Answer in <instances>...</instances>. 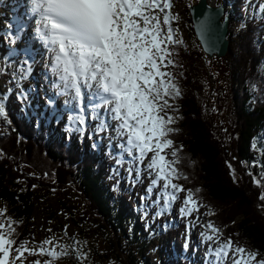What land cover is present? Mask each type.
Masks as SVG:
<instances>
[{
  "label": "trees",
  "instance_id": "1",
  "mask_svg": "<svg viewBox=\"0 0 264 264\" xmlns=\"http://www.w3.org/2000/svg\"><path fill=\"white\" fill-rule=\"evenodd\" d=\"M195 1L170 0L171 28L181 43L170 46L174 66L163 70L172 74L180 94L169 98L172 107L167 115L174 122L168 138L173 143L166 151L170 161L176 160V181L185 189L182 192L192 193L196 206H201L214 226L220 231L230 228L240 243L264 254L262 188L253 176L256 170L264 179V12L245 21L229 16V28L237 27L234 35L229 32L226 56L208 58L189 14ZM178 6L185 15V37L176 15ZM4 109L6 118L0 117V223L12 222L16 246L28 241V247L38 248L44 220L59 228L49 207L40 208L41 198L44 193L69 190L78 193L88 213L109 235L108 260L100 261L104 249L97 244L68 241L57 250L65 254L53 264L185 263L181 255L171 254L169 243L176 228L167 221L170 212L156 226L131 209L130 204H138L132 189L124 177L112 178L111 155L93 150L91 137L82 145L77 129L60 121L39 123L40 115L24 108L15 95ZM255 145L260 147L258 167L252 164ZM154 242L158 243L156 257L149 262L144 254L154 248ZM82 252L88 254L86 259ZM34 260L43 262L49 257L28 256L26 261Z\"/></svg>",
  "mask_w": 264,
  "mask_h": 264
},
{
  "label": "snow or ice",
  "instance_id": "2",
  "mask_svg": "<svg viewBox=\"0 0 264 264\" xmlns=\"http://www.w3.org/2000/svg\"><path fill=\"white\" fill-rule=\"evenodd\" d=\"M29 2L30 11L36 17V31L52 54L51 72L58 79L57 87L63 94H74L73 99L81 105L79 122L83 124L85 120L87 96L88 106L101 121L99 129L110 127L106 119L110 116L116 122L117 135L126 137L125 150L133 159L143 162L153 153L148 167L156 171L157 180L164 181L165 189H172L167 199L175 200L176 194L185 189L173 182L179 178L174 166L176 160L169 161L163 154L173 143L168 138L173 131L169 125L174 122L167 115V109L172 107L169 98L180 94L172 74L163 70L174 66L170 46L181 43L171 28L174 17L170 15V0ZM101 109L105 118H101ZM0 117L6 118L2 103ZM171 155L175 158L177 153L173 151ZM183 204V214L198 210L190 191ZM190 204L194 207H188ZM11 223H0V264L17 261L25 264L28 256L36 255L47 256L49 260H34L31 264H53L65 254L46 249L44 245L51 244L50 240L38 248L28 247V241L16 246ZM208 228L212 233L219 232L214 225L209 224ZM213 239V235H205L206 241ZM229 253H233V264H250L256 257V253L247 252L243 247L233 248L231 240L214 252L218 260L228 259Z\"/></svg>",
  "mask_w": 264,
  "mask_h": 264
},
{
  "label": "rangeland",
  "instance_id": "3",
  "mask_svg": "<svg viewBox=\"0 0 264 264\" xmlns=\"http://www.w3.org/2000/svg\"><path fill=\"white\" fill-rule=\"evenodd\" d=\"M185 3H189L191 0H184ZM212 3L215 2L223 4L224 0H210ZM230 1V0H226ZM237 3L229 7L228 11L231 17H242L243 20H248V13L252 10L258 8L259 5L264 6V0H236ZM246 8H242L243 6ZM178 10L176 11L177 18L180 20V29L182 31L183 37H185L184 31V13L181 6H178ZM7 10V8H6ZM1 23H6L4 20ZM237 24H233V27L229 28V32L231 35L235 34V28ZM31 30V29H30ZM31 34V33H30ZM2 38L8 44V40L5 38L4 34H2ZM264 45V41L262 42ZM22 46V45H20ZM43 50V49H42ZM49 50H43L42 55L38 57V62L35 57L29 60V55L24 51H17L12 56L9 57H0V102L5 104L11 95L12 91H20L21 97L29 98L32 102L41 103L42 106L48 107V112H51L52 115L56 114V117L62 118L69 126H76L77 122H79V116L74 117L71 111L65 113V109L62 105L70 102L69 99H73V96L67 95V97L62 98L58 102V108L60 111L57 112V108L53 106V101L47 97L48 94L57 95L59 87H56L51 81L47 82L46 75L49 74L47 69L48 59H49ZM18 56H22L23 59H18ZM24 58L26 61H24ZM11 59V60H9ZM40 59V60H39ZM28 62L36 64L30 66L29 70L26 69V65ZM47 63V64H46ZM45 69V70H44ZM50 77V76H49ZM51 89L54 92H51ZM49 116V113H48ZM84 123L82 124L81 131L77 136L81 139L82 142L85 143V139L87 135L84 136V128L89 125L90 127L97 128L91 134V137H97L98 146H101L102 149L113 150L116 156H120L127 161L129 158V162H137L138 167H140L139 172L142 175V184L137 186L136 183L133 186L134 190V198L136 197L139 207L142 204H146L145 213L148 214L149 219L159 222V217L155 218L156 215L161 216L165 211H171L170 219L168 222H173L174 226H176V232L173 236H171L170 243L171 246V254L181 255L186 257L187 261L184 264H233L232 256L233 253H229V258L224 259L221 257L219 260L215 256V249L221 244L226 243L228 240L232 241L233 248L239 246L243 247L247 250V252L256 253V257L254 260L250 261V264H258L259 261H264V254H262L259 249L252 250L248 248L245 244L240 243L237 240V237L230 228H224L222 232L212 233L208 228L210 224V219L207 217L205 211L193 210L190 215L183 214L181 212V208H184L183 200L186 198L181 192L177 193V198L175 200H168L167 195L172 194V189L169 187L168 189L164 188V181L157 180L156 171L149 168L148 165L150 163L151 156L153 153H149L148 156L141 162L138 159H133L132 155H129L125 150L126 146L124 145L125 137H120L115 132V128L112 129L106 128L101 131L99 129V125L94 124V120L86 113ZM102 118H105V114L103 113ZM107 119V117H106ZM111 127V125H110ZM86 134V133H85ZM93 135V136H92ZM116 135V136H114ZM95 144V138L93 139ZM123 145V147H122ZM96 146V144H95ZM94 146V147H95ZM81 147V146H80ZM252 151L254 152L255 159L252 164L255 166L257 164V158L260 154V147L257 145L253 146ZM135 154V153H134ZM256 162V163H255ZM252 166H249V171H251ZM256 170L253 174L254 180L258 185L262 188V196L261 200L264 203V179L261 178L259 174H256ZM126 175H130V172L126 173ZM156 180L154 184L153 181ZM151 189V191H149ZM54 190V189H53ZM52 190V191H53ZM65 193H50L42 195L44 197L41 198L43 202H41L40 208L44 209L49 207V210L55 214L56 222L59 223V228L55 229L53 227V222L51 220L41 222V228L43 227V232L38 233V243L39 246L43 244L45 240H50L51 244L44 245L46 249H55L58 250L59 247H62L66 242L71 241L73 245H81L82 242H87L89 244H97L101 249H104L103 256L100 261L108 260V247L110 243L109 235L100 227L97 223L96 217L94 215H90L88 213V209L84 206L79 200L78 193H74L72 191H64ZM43 193V192H42ZM50 197L57 199L58 201H51ZM57 203H62V206H56ZM188 207H194L193 205H189ZM131 209H135V205L130 204ZM54 210V211H53ZM38 216L41 217V213H38ZM192 230V231H190ZM211 234L214 239L212 241H206L205 235ZM197 237L201 242L202 248L198 252L197 241L195 240L194 245L191 244L189 247V239L190 237ZM155 243V242H154ZM30 246L35 247V243ZM86 246V245H85ZM91 248V247H90ZM158 248V243L154 244V248L150 251H146L144 257H147L148 261L155 260V250ZM92 250V249H91ZM90 250V251H91ZM93 252V251H92ZM84 259L87 258L88 254L81 253ZM194 255V258L190 256ZM97 255L93 252L92 257H96ZM239 258V257H236ZM16 264H20L19 261ZM25 264H31L30 262L25 261Z\"/></svg>",
  "mask_w": 264,
  "mask_h": 264
},
{
  "label": "water",
  "instance_id": "4",
  "mask_svg": "<svg viewBox=\"0 0 264 264\" xmlns=\"http://www.w3.org/2000/svg\"><path fill=\"white\" fill-rule=\"evenodd\" d=\"M193 29L208 58L226 56L229 46V18L221 5L199 0L189 8Z\"/></svg>",
  "mask_w": 264,
  "mask_h": 264
},
{
  "label": "bare ground",
  "instance_id": "5",
  "mask_svg": "<svg viewBox=\"0 0 264 264\" xmlns=\"http://www.w3.org/2000/svg\"><path fill=\"white\" fill-rule=\"evenodd\" d=\"M14 1L15 0H0V57L1 58L2 57H8L10 54H13L16 49L20 48L22 50H26L29 53L31 52L30 56H32V58L35 57L38 61V57H40L42 55L43 50H47V49L49 50V48L42 50V47H38L37 50H32V49H30V48H32L31 43L27 44V45L20 46V41L22 40V38L18 37L17 34L12 38V43H11V40L8 39V41L10 40L9 43L12 46H9V44H7L5 42V40L2 38V34L4 33V28L1 27V24H3V23H1V21L6 20V13H5L6 7L12 11V14H14L15 17L20 16L18 14L17 9H14L13 7L10 8L12 5V2H14ZM18 1L23 7H27L26 0H18ZM33 42H34V40H33ZM34 44H35V42H34ZM51 56H52V54L49 53L48 66H51ZM50 74H51L50 76L55 79V75L51 72V70H50Z\"/></svg>",
  "mask_w": 264,
  "mask_h": 264
}]
</instances>
